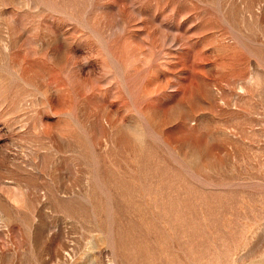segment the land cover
Returning <instances> with one entry per match:
<instances>
[{
    "label": "rangeland",
    "instance_id": "1",
    "mask_svg": "<svg viewBox=\"0 0 264 264\" xmlns=\"http://www.w3.org/2000/svg\"><path fill=\"white\" fill-rule=\"evenodd\" d=\"M0 264H264V0H0Z\"/></svg>",
    "mask_w": 264,
    "mask_h": 264
}]
</instances>
